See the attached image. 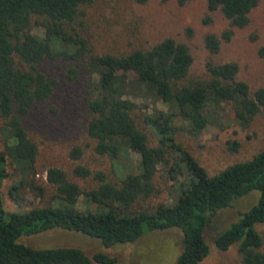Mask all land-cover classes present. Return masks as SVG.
<instances>
[{"label": "trees", "instance_id": "trees-1", "mask_svg": "<svg viewBox=\"0 0 264 264\" xmlns=\"http://www.w3.org/2000/svg\"><path fill=\"white\" fill-rule=\"evenodd\" d=\"M133 1L144 4L147 0ZM176 1L182 6L189 0ZM91 2L0 0V264H116L115 258L103 253L90 257L77 248L33 249L19 239L64 230L98 239L110 248L168 229L182 235L174 264H200L210 252L205 231L213 218L252 192L258 193L256 203L218 233L213 245L221 252L236 245L240 264H264L263 239L256 230L264 225V150L211 176L175 141L178 131L199 136L216 123V116L217 123L223 115L227 126L234 123L247 129L255 117H264V88L251 94L248 85L236 79L238 66L233 62L207 63V79L190 78L192 57L187 47L169 38L127 55H94L87 40L70 26L80 8ZM257 4L258 0H206L208 11L219 10L229 23L220 37H205L210 54L230 42L233 28L248 26ZM33 19L41 35L30 31ZM257 53L264 58V46ZM54 60L71 64L65 71L69 81L87 76L86 134L94 143V153L111 160L114 179L108 181L102 171L92 173L77 165L72 176L91 177L96 183L83 191L62 169L52 167L46 171V181L55 191L52 201L8 212L2 187L11 175L18 182L11 186L10 195L23 187L43 195L33 183L37 146L23 121L51 95L52 82L39 65ZM157 104L166 105L167 110H155ZM236 146L235 141L233 150ZM81 155L78 147L70 152L74 160ZM131 155L138 157L137 174L128 172ZM159 167L165 169L175 191L174 201L136 208L159 193L154 185ZM80 197L86 203L84 210L76 207Z\"/></svg>", "mask_w": 264, "mask_h": 264}, {"label": "rangeland", "instance_id": "rangeland-1", "mask_svg": "<svg viewBox=\"0 0 264 264\" xmlns=\"http://www.w3.org/2000/svg\"><path fill=\"white\" fill-rule=\"evenodd\" d=\"M249 19L247 27L233 28L230 42L222 43L215 55L206 49L205 37H220L228 29L229 23L219 10L209 12L206 0H189L182 6L176 0H147L144 4H137L133 0H92L89 5L80 8L70 26L79 31L87 40L90 52L98 56L127 55L134 50H147L165 39H172L185 45L192 57L190 78L201 81L207 79V63L233 62L238 66L236 79L246 83L252 94L256 89L264 88V58L257 53L264 46V0H258ZM34 22L35 19L30 31L41 35L42 31ZM70 65L55 60L44 61L39 65V71L52 82V93L26 115L23 126L28 137L37 146L33 183L41 188L43 195H38L37 191L28 187L10 195L11 186L18 182L11 175L2 187L3 206L8 212L29 210L52 201L55 191L46 181V171L52 167L62 169L83 191L95 188L96 183L91 177L79 179L72 176V170L77 165L85 166L92 173L102 171L107 175L108 181L114 179L111 160L94 153V143L86 134V124L90 118L85 102L87 76L81 74L78 81H69L65 78V71ZM153 108L167 110V106L163 104H157ZM227 110L228 108L226 112ZM175 122L176 125L180 124L176 119ZM216 123L197 137H191L182 131L175 135V141L209 175H215L229 165L249 160L264 150L262 115L255 117L247 129H241L234 123L227 126L223 115L222 120ZM149 137L154 141L151 135ZM235 141L238 146L233 150ZM76 147L82 150L79 160L70 157L71 150ZM2 150L0 139V151ZM131 156L133 162H129L128 172L137 174L135 165L138 157ZM154 185L159 193L141 201L136 208H153L174 201L175 191L165 177L164 168L159 167ZM257 198L258 193L252 192L216 214L205 231L210 252L200 264H240L236 245L221 252L214 247L213 239L235 222L241 213L251 208ZM76 207L79 210L85 209L83 197L79 198ZM256 230L263 239L264 252V225H257ZM181 240L182 235L177 229H168L148 232L133 243L105 248L98 239L77 232L54 230L23 236L19 242L33 249L77 248L90 257L99 252L115 258L116 264H174L181 252Z\"/></svg>", "mask_w": 264, "mask_h": 264}]
</instances>
